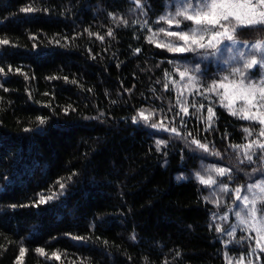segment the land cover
<instances>
[{
  "label": "trees",
  "instance_id": "16d2710c",
  "mask_svg": "<svg viewBox=\"0 0 264 264\" xmlns=\"http://www.w3.org/2000/svg\"><path fill=\"white\" fill-rule=\"evenodd\" d=\"M166 1L0 0V39L16 45L0 46L8 89L0 88V264H16L21 246L23 264H226L212 206L194 180L175 178L195 168L192 147L157 151L132 122L142 109L174 103L164 86L175 56L149 43L143 27ZM29 6L38 11H22ZM236 37L264 40V31ZM214 111L212 129L189 124L192 138L219 153L242 144L245 122ZM58 179L64 194L32 207L38 193L58 190Z\"/></svg>",
  "mask_w": 264,
  "mask_h": 264
},
{
  "label": "snow or ice",
  "instance_id": "6c2138e0",
  "mask_svg": "<svg viewBox=\"0 0 264 264\" xmlns=\"http://www.w3.org/2000/svg\"><path fill=\"white\" fill-rule=\"evenodd\" d=\"M137 7L142 8L140 0H135ZM170 7L174 8V11H169L165 15H161L155 23L166 24L167 27H160L153 31L148 26V22L144 21L143 27L147 28L149 35L146 39L149 43L155 44L157 48H165L167 51L172 53H193L194 57L192 61L184 62H173L175 63V71L178 73L180 81L170 80L174 86L179 85L183 81L182 87L191 93V89L195 88L198 95L204 97V99H211V95L219 98V106L225 108L230 115L236 116L238 119L252 121L260 125L258 137L264 138V71H261L258 79L253 78L249 75L250 71L259 67L264 70V40H258L255 43H244L236 38V33L240 29L251 28L258 31H264V0H171ZM24 12H34L38 9L32 8L31 6L22 9ZM46 11V9H45ZM184 21H190L192 26H186L182 28L181 25ZM127 24V21H124ZM259 26V27H258ZM173 27L177 30H172ZM90 36L97 35V38L103 41L104 37L88 33ZM109 36H113V32L110 29L107 33ZM35 39V37H31ZM228 41L229 44L224 42ZM55 43L59 44V40H55ZM11 45L15 47V44L7 39H0V46ZM35 47V45L33 46ZM243 49H246L243 50ZM140 48L134 50L135 54H139ZM229 51L232 53L225 61L230 66L226 75H221L217 79L213 80L210 84L201 82L200 77L204 75L200 68V62L209 57H215L218 54ZM237 61L238 65H233L231 62ZM9 73L15 72L24 76L25 80L29 77L27 73L22 72L21 68L15 69L9 64L7 65ZM0 75L5 74V68L0 66ZM165 76H170L169 73H165ZM54 78V77H53ZM67 79V77H65ZM165 89H168V84H165ZM0 88H3L5 92L8 91L2 83ZM203 88V91L200 89ZM211 94V95H209ZM47 95V93H45ZM180 97H183L184 93H179ZM2 99V97H0ZM177 103L180 106V112L176 113L177 116L183 113L184 116L189 114L188 101L184 99L181 101L179 98ZM191 107L196 109L193 115L201 112L205 105L203 103L197 106L196 102L193 101ZM215 103L207 108V116L198 117L202 122L206 123V130H210L214 127L216 113L214 111ZM74 110V109H73ZM68 109H65L67 113ZM153 112L147 110H140L136 116L132 117V122L137 123L143 121L148 124L151 120ZM38 124L43 126L46 123L44 117H37ZM181 123L186 122L181 117ZM150 127L157 130H163L170 132L176 136L180 135V132L176 127L169 128L167 125L160 121L159 123H151ZM25 132L33 131V129H24ZM243 132L248 137L253 135V132L248 128L244 127ZM191 136V133H188ZM255 139L245 145H231L234 151L237 149H243V153L247 161L253 162V156L257 155V149H259L258 159L264 162V140ZM191 144L195 145L196 148L208 152L209 147L206 143H201L200 140L193 138ZM167 147L166 140L156 141V150L160 151L161 148ZM212 155L219 156V152L212 153ZM243 162V161H241ZM232 169L226 167H205L203 173L197 171L194 173L195 179L206 187H212L218 184L217 177L231 176ZM254 171H256L254 169ZM264 171V170H262ZM75 175V173H73ZM69 181L72 179L71 176L67 178ZM184 179V177H181ZM56 184L59 185L58 190H49V194H45L43 191L37 194V199L33 201L32 207L39 208L41 205L48 204L49 202L59 199L64 194L66 184L58 179ZM253 189H257L260 195H257ZM219 191L227 193L230 190L223 183L219 182ZM247 191L252 193V199L250 200L248 195L241 196V189L237 188L234 190L235 201H240L242 209L246 212V215L242 214L241 211L235 212V216L239 221L240 225L248 228L256 233L255 237H241V243L243 240L255 239V248H252L249 255L254 253L256 249L264 252V214L258 217L260 211L256 204L259 201L264 203V181L256 183L248 187ZM215 197V193H212ZM211 203H214L217 207L220 205V201L216 199L209 200V197H205ZM235 201L233 203H235ZM251 205V207H249ZM25 207L28 205H24ZM11 207L15 208L16 205ZM215 213L213 216L215 217ZM221 219L227 221L228 217L223 216ZM231 230L225 229L221 225L215 226V231L218 233H227L229 237L235 238V225L230 226ZM73 239H83L82 237H72ZM135 239V236L132 237ZM27 250L21 246L19 249V256L17 257L16 264H23V257ZM41 256H45L46 253L43 248H37L35 250ZM52 257L60 259V254L53 252ZM225 257L228 259V264H232V258L228 257L225 252ZM51 258V257H50ZM245 257L241 255L238 264H243ZM165 264L167 262L165 261ZM249 264L251 261L249 260Z\"/></svg>",
  "mask_w": 264,
  "mask_h": 264
},
{
  "label": "rangeland",
  "instance_id": "374dc122",
  "mask_svg": "<svg viewBox=\"0 0 264 264\" xmlns=\"http://www.w3.org/2000/svg\"><path fill=\"white\" fill-rule=\"evenodd\" d=\"M171 0H167L164 5V10L162 13L153 21L148 22V26L153 29V31L157 30L160 27H167L166 24H157L155 21L158 20V18L161 15H165L169 11H174L175 9L170 7ZM144 24V22H143ZM186 26H192L190 21H184L181 25L182 28H185ZM146 32L147 35H149L147 28ZM172 30H177L175 27H173ZM237 38V37H236ZM239 40V39H238ZM258 40L263 39H256L252 41H242L244 43H255ZM225 44H229L228 41L224 42ZM155 45V44H154ZM165 49V48H163ZM167 51V49H165ZM246 51V49H243ZM171 55H174V62H184V61H192L194 54L193 53H172L167 51ZM232 55L229 51H224L220 54H218L215 57H209L207 59H204L202 62H200V68L202 75L200 77L201 82L207 86V84H210L213 80L217 79L221 75H226L227 71L229 70L230 66L225 63V61L228 59V57ZM233 65H238L237 61L231 62ZM176 64L174 63V69L172 74L167 78L168 85L170 89L172 90L174 94V103H172L170 106L167 107L166 110L161 111L159 109L153 110V109H142L147 110L148 112H153L154 115L152 116L151 120L148 124H145L143 121H139V125L144 126L149 133L151 134V137L153 139L154 145L156 147V141L157 140H166L167 145L171 142H183V144L191 146V154L195 158L196 166L189 172H180L175 175V178L177 181L185 180V179H192L194 180L202 193L203 200L209 203L212 206V213L210 216V225L214 232L217 234L222 247H223V259L226 264H228V259L225 257V252H227L228 257L232 258V264H238L241 255L245 257L243 260V264H249V260L251 261V264H264V252L260 251V249H256L254 253L249 255L252 248H255V239H247L241 241V243H236V241H240L241 237H255L256 233L248 228H245L244 231H241V228H243V225L239 224V221L237 220V217L235 216V212L241 211L242 214L246 215V212L242 209V206L240 205V201H235V193L234 190L237 188L241 189V196L248 195L250 200L252 199V193H249L247 191L248 187L251 185H254L256 183H259L261 181H264V162L259 160L257 157L259 155V149H257V155L253 156V162L247 161V159L244 156L243 149H237L236 151L233 150V148L230 146L226 152H221L219 156L212 155V153L218 152L214 147L208 143H206L209 147L208 152H204L198 148H196L195 145L191 144L192 135L189 136L188 133H191L189 130V124L198 125L199 127H202L204 130H206V123L202 122L201 119L198 117L207 116V108L209 106H212L215 103V107L219 106V98L211 95V99H204L203 96L198 95L195 88L191 89V93L189 91L185 90L182 85L183 81L179 83V85L174 86L172 83H170V80L180 81L178 73L175 71ZM261 70L259 67L253 68L249 75L253 78L258 79L261 74ZM211 76H216L215 79H210ZM200 91H203V88L200 89ZM183 92V97H180L179 93ZM178 98L183 101L186 99L188 101L189 105V114L187 116H184L183 113H180L179 116L176 115V113L180 112V106L177 103ZM193 101L196 102L197 106L199 104L203 103L205 105L204 109L201 110V112L197 113L196 115H193V113L196 112V109L191 107V104ZM222 108L226 113L229 114V112ZM137 115V114H136ZM230 115V114H229ZM232 116V115H231ZM181 117L186 122V124L181 123ZM237 118L236 116H234ZM246 124V127H248L252 132L253 135L251 137H248L247 134L246 138L244 139V142L240 145H245L252 140L258 139V132L260 125L258 123L242 120ZM160 121H163L165 125H167L169 128L176 127L178 131L180 132L179 136H176L175 134H172L170 132H165L163 130H157L150 127L151 123H159ZM195 122V124H194ZM264 140V138H259ZM205 143V142H201ZM165 149L161 148L160 152ZM225 156V157H224ZM243 161V162H241ZM205 167H226L231 168V176H223V177H217L218 184L214 185L212 187H206L202 184H200L194 176V173L199 171L203 173ZM254 169L256 171H254ZM181 177H184V179H181ZM223 181V183L228 187L230 190L227 193L220 192L219 191V182ZM254 192L257 193V195H260L257 189H253ZM212 193H215V197L212 196ZM205 197H209V200L216 199L220 201L219 207H217L214 203L209 202L208 200H205ZM235 201V203H233ZM251 207V205H249ZM256 207L260 210L258 212V217L264 214V203H260L259 201L256 204ZM213 213H215V217L213 216ZM227 216V221L221 219L220 217ZM221 225L225 229L231 230L232 225H235V238L229 237L227 233H218L215 231V226ZM236 251L237 254L232 255L230 251ZM52 259V258H49Z\"/></svg>",
  "mask_w": 264,
  "mask_h": 264
}]
</instances>
